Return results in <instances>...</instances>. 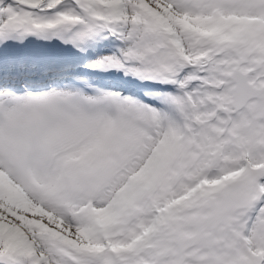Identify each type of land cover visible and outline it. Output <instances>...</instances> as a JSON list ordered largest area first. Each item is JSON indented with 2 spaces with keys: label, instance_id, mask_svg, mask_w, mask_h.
Here are the masks:
<instances>
[{
  "label": "snow or ice",
  "instance_id": "obj_1",
  "mask_svg": "<svg viewBox=\"0 0 264 264\" xmlns=\"http://www.w3.org/2000/svg\"><path fill=\"white\" fill-rule=\"evenodd\" d=\"M0 264H264V0H0Z\"/></svg>",
  "mask_w": 264,
  "mask_h": 264
}]
</instances>
